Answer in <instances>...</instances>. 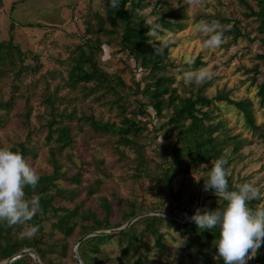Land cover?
Returning a JSON list of instances; mask_svg holds the SVG:
<instances>
[{
	"label": "rangeland",
	"instance_id": "rangeland-1",
	"mask_svg": "<svg viewBox=\"0 0 264 264\" xmlns=\"http://www.w3.org/2000/svg\"><path fill=\"white\" fill-rule=\"evenodd\" d=\"M246 1L255 8L252 0ZM176 2L179 4L182 0ZM148 3V6L139 13L147 17V21L151 17H160L173 11L186 17L180 20L184 24L183 31H164L154 38L158 46L166 45L167 41L173 45L166 64L169 65L167 72L174 78V87L178 89L179 95L187 97L191 90L196 92L200 87L207 85L204 95L209 98L225 93L232 101L249 100L251 103L255 124L259 127L258 131L246 130L242 115L234 106L227 103H224V110L217 115L228 123L233 135L242 133L243 137L250 141V144L240 151V156L232 158L228 174L239 185L252 183L257 186L261 192L260 206L264 207V147L256 138L259 133L264 132V105L260 104L257 96L258 85L264 80V60L260 59L264 55V42L259 30V22L253 17H243L246 10L240 0H203L200 6L188 12L186 5L174 7L172 0H148ZM156 4H158V13L153 15L152 11ZM106 6L105 0H27L25 2L0 0V44L6 45L11 40L12 45L18 46L20 52L18 54L16 50L13 51L15 65L7 64L6 67H2L5 73H0V101L12 103L9 111H0L2 117L0 148L10 149L17 144L26 143L32 148V154L27 161L34 165L39 176L50 174L52 171L48 156L52 145L45 142L44 124L48 115L42 104L47 93H52L58 98L59 109L65 107L69 111L75 110L78 115L83 113L87 116L93 115L103 122L118 123L116 109L111 107L109 98H104L102 102L94 100L96 95L85 99L81 94V86L76 90L66 87L63 84L66 72L61 66V62L67 60L83 43L82 38L87 33L86 29L89 26L93 29L97 28L98 20L95 13L104 15ZM224 19L230 21V26L241 22L239 26L246 35L234 44L231 42V37H227L219 49L205 50L203 47L205 37L198 33L197 25L201 21H217L221 24ZM29 24L32 27H25ZM115 32L118 35H113L110 43H107L108 38L101 36L104 42L100 54L102 68L109 74L120 75L129 88L134 89L136 84L145 87V82L141 79L143 75L134 71L137 65L119 49L118 36L122 32L120 22H117ZM197 58H201L203 63L197 69L206 68L214 75L199 86L186 85L181 79L182 72L179 70L194 71L189 65ZM36 67L38 71L34 72ZM141 105L147 106L148 100L140 94L130 93L127 109L135 114L131 113L129 116L143 120L142 124L146 127L142 141L146 144V151L156 163H161L168 153V146L175 140L166 137L167 129L153 131V125L158 127L161 119L157 118L149 106L146 107L147 115H140L138 111L142 109ZM29 107L31 108L30 129L22 123V116ZM163 113L166 116L169 114L167 111ZM29 130L32 131L31 134ZM27 135H30L29 139ZM72 137L73 143L64 151V157L60 161L64 163L63 170L67 171L69 177L77 173L81 174V184L75 186L61 181L59 187L69 191H79L77 203L83 201L85 207H91L99 212V199L108 198L113 209L111 216L113 224L123 223L122 212L125 206L119 202L120 200L135 201L145 210L142 213H150L148 216L159 212L170 216L167 210L172 206L179 221H185L184 214L190 216L194 210L202 189L196 186L202 175L200 167H193L189 174L178 170L171 186L173 194L177 195L179 200L171 199L170 202L163 204L162 210H154L151 208L157 207L163 197H157L155 187L150 181L134 178L132 169L134 156L130 150L117 145L115 139L97 135L77 122L73 124ZM97 179L100 181L99 190L93 197H88L86 189ZM192 202H194L193 207ZM203 202L206 205L221 203L212 196L211 191L202 192ZM55 207L72 208V204L57 199ZM190 208L188 214L187 210ZM52 222L54 220L50 217L45 220L42 231L44 240H47V234L52 230ZM144 229L143 225L139 226L138 232ZM161 231L166 233L164 238L166 256L159 255L154 247V237L149 232H145L141 245L142 252L146 253L147 264H191L185 257L187 253L182 248V238L175 228L162 227ZM24 235L29 237L28 239L33 236L20 230L16 234V239ZM83 236L79 223L69 240L65 241L59 235L53 240H47L50 245H56L60 241L66 244V251L59 248L58 253L51 256L54 263L76 264L73 249ZM103 249L108 254V258H99L95 254L88 253L92 259L90 264H117L115 260L120 251L116 243L113 241Z\"/></svg>",
	"mask_w": 264,
	"mask_h": 264
},
{
	"label": "trees",
	"instance_id": "trees-1",
	"mask_svg": "<svg viewBox=\"0 0 264 264\" xmlns=\"http://www.w3.org/2000/svg\"><path fill=\"white\" fill-rule=\"evenodd\" d=\"M27 0H21L25 2ZM255 8L246 0H240L241 5L245 8L244 18L253 17L259 22V30L263 35L264 42V0H252ZM107 5V0H105ZM120 8L113 10L106 6L104 15L95 13L98 20L96 29H86L82 38V44L78 46L70 57L61 62L66 77L63 78V84L76 90L82 87L81 94L87 97L96 95L94 98L97 102H102L104 98H109L112 108L116 109L118 123L103 122L97 120L93 115L77 114L75 110H67L65 107H57L58 98L52 93H47L42 104L45 106V112L48 115L44 127L46 128L45 142L50 146L48 151L49 164L52 168L50 174L40 176L38 186L33 192L31 189H25L26 196L39 198L42 212L38 213L29 223L39 225V231L30 239L23 236L16 239V234L23 230L20 226L9 227L6 224H0V264L24 250L35 252L41 264H56L51 256L58 253L62 248L66 251V244L62 241L56 245H50L47 240H53L59 235L63 240H69L75 231L76 226L80 223L82 235L93 232H108L120 229L132 218L145 211L135 201L119 202L125 206L122 212L121 224H113L111 216L113 209L110 200L106 197L99 199V212L94 211L91 207H85L83 201L77 203L76 199L80 192L77 190H67L59 187V182L65 181L69 184L79 186L81 184V174L77 173L72 177L64 171L65 165L60 160L64 157V151L73 143V124H81L87 127L91 132L115 139L117 145L130 150L134 156L132 159V169L134 178L146 179L155 187L157 197H163L159 205L154 210H162L165 203L178 201V196L173 194L171 183L182 170L184 174H189L193 167L201 168L202 175L196 183L198 189H203V180L207 178L212 163L218 158H224L227 161L226 167L229 169L231 160L234 156H240V151L250 144L242 133L233 135L228 123L219 117L217 113L224 110V103L234 106L242 115L243 126L248 131H258L259 127L255 124L254 111L249 100L232 101L225 93H219L214 97H207L204 91L207 87L202 86L196 92L190 91L189 96H181L178 89L174 87L175 80L167 72L166 59L173 45L167 41L158 54H155L158 44L153 37H148L147 17L140 13L148 6V0H120ZM13 9V7H12ZM158 4L155 5L152 13L157 15ZM160 23L164 31L181 32L184 30V24L180 20L185 19L184 14H177L174 11L165 13L160 16ZM117 22L122 25L121 35L118 36V46L121 52L137 65L134 71L143 75L141 78L145 82V87L136 84L135 88H129L120 75L109 74L101 66V46L104 43L101 36L108 38L110 43L115 32ZM229 20L224 19L221 25L227 26L224 37H231L232 44L246 35L244 30L239 26L241 22L229 25ZM24 27V26H23ZM25 27H32L30 24ZM12 28V26H11ZM162 31L161 33H163ZM154 41V42H153ZM153 42V43H152ZM18 54L19 47L13 46L10 40L8 44H0V68L15 65L13 63V51ZM264 60V55L260 57ZM133 65V66H136ZM203 65L201 58H197L189 65L191 70ZM24 70V69H22ZM34 72L38 71L36 67ZM4 74V69H0ZM19 79V78H18ZM264 79V78H263ZM57 89V88H56ZM130 93L140 94L148 100V105L157 118L161 119L158 127L153 125V131L158 132L167 129L168 138L174 139V143L168 146V153L161 163H156L146 151V144L142 141L145 133L143 120H136L129 115L135 114L127 109ZM257 96L260 104L264 105V80L258 85ZM28 106V103H26ZM146 105H141L139 114L147 115ZM12 108L11 102L0 101V111H9ZM169 112L166 116L163 112ZM30 112L29 107L22 116V123L30 129ZM221 116V115H220ZM2 117L0 116V126ZM31 134L32 131L29 130ZM30 135H27L29 139ZM264 147V132L256 136ZM228 148H230L228 150ZM13 152H19L27 160L32 154V148L26 143L17 144L10 148ZM206 166V167H205ZM98 179L93 182L87 189L88 197H93L99 190ZM228 184L230 190H235L239 185L234 182L228 174ZM212 196L221 203L206 205L201 204L200 209L214 211L217 207L222 208L224 201L217 198L211 192ZM72 204V208L55 207L56 200ZM191 200V199H190ZM261 198L249 201V207L256 209L261 204ZM194 202H192V207ZM261 207V206H260ZM191 208L187 210L190 213ZM102 214L99 216V214ZM167 213L179 219L175 214L174 208L167 210ZM54 220L51 225V232L47 234V240H44V223L47 218ZM144 226L142 232H138L139 226ZM162 227L175 228L176 232L182 238L181 244L183 250L187 253L185 257L191 264H224L223 260H216V249L212 241L218 236V231L199 230L197 226L188 222L180 225L163 216L151 215L143 216L136 220L130 227L113 235H100L86 239L79 246L77 255L83 264H90L92 260L88 253L97 255L99 258H108V254L103 247L111 242H115L120 254L116 257L117 264H147L146 253L142 252V239L145 238V232H149L155 239L154 247L160 256H166V245L164 243L165 234L161 231ZM146 251L148 248L145 249ZM10 264H35L30 255L22 256ZM253 264H264V244L258 250L257 256L253 259Z\"/></svg>",
	"mask_w": 264,
	"mask_h": 264
},
{
	"label": "clouds",
	"instance_id": "clouds-1",
	"mask_svg": "<svg viewBox=\"0 0 264 264\" xmlns=\"http://www.w3.org/2000/svg\"><path fill=\"white\" fill-rule=\"evenodd\" d=\"M174 7L187 6V12L202 4L203 0H182L177 3L172 0ZM120 0H107V7L113 10L120 8ZM105 6V5H104ZM160 18L151 17L148 23V37L157 38L164 31ZM227 26L217 21H201L197 31L203 35L205 50L219 49L224 43V32ZM154 42V41H153ZM152 42V43H153ZM155 49L158 54L161 47ZM182 72L181 79L186 85L197 86L210 80L214 73L206 68ZM227 161L224 158L216 159L203 180V191H211L220 200L224 201L222 208L214 211L196 208L194 215L184 214V219L194 223L199 230H217L218 236L212 241L216 249V260L222 259L224 264H248L249 260L257 256L258 250L264 244V207L256 209L249 207V201L260 199V189L252 183H243L229 189ZM206 167V166H205ZM40 176L34 165L19 152L9 148H0V224L9 227L20 226L27 234L35 235L39 225L30 221L42 212L39 198H28L25 189L35 192Z\"/></svg>",
	"mask_w": 264,
	"mask_h": 264
},
{
	"label": "water",
	"instance_id": "water-1",
	"mask_svg": "<svg viewBox=\"0 0 264 264\" xmlns=\"http://www.w3.org/2000/svg\"><path fill=\"white\" fill-rule=\"evenodd\" d=\"M202 192H203V189H201V191H200V193L198 195V198H197V201H196L194 210L192 211V213L190 214L189 217H191L192 215H194L196 208H201V204H202ZM155 214L156 215H161L163 217H167L168 219H170L173 222H175L177 224H180V225H183V224H186V223L190 222V221H186V220L185 221H179V220L175 219L172 216H166V215H164L163 213H160V212L159 213H155ZM148 215H150V213H141V214H138L137 216H135L134 218H132L122 228H120L118 230H114L112 232H93V233L84 235L82 238L79 239V241L76 243V245H75V247L73 249V256H74V259L76 261V264H83L82 261L79 259L78 255H77V249H78V247L80 246V244L83 241H85L86 239H88L90 237H94V236L109 235V234L119 233V232L125 230L126 228L130 227L140 217L148 216ZM25 255H30L34 259V261H35L36 264H41L40 261H39V259H38V257H37V255L35 254V252L30 251V250L21 251L20 253L16 254L15 256H13L9 260H7L4 264H10L14 260L19 259V258H21L22 256H25ZM248 264H253V259L252 260H249L248 261Z\"/></svg>",
	"mask_w": 264,
	"mask_h": 264
}]
</instances>
